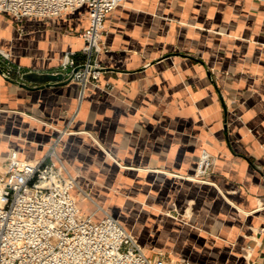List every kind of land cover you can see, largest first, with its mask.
Listing matches in <instances>:
<instances>
[{
  "label": "crops",
  "instance_id": "obj_1",
  "mask_svg": "<svg viewBox=\"0 0 264 264\" xmlns=\"http://www.w3.org/2000/svg\"><path fill=\"white\" fill-rule=\"evenodd\" d=\"M86 25L83 8L0 12V47L22 72H67ZM103 40L80 101L78 78L21 86L0 73V154L38 158L62 133L83 213H110L171 262L264 264V0H126ZM202 149L213 164L194 179Z\"/></svg>",
  "mask_w": 264,
  "mask_h": 264
},
{
  "label": "built area",
  "instance_id": "obj_2",
  "mask_svg": "<svg viewBox=\"0 0 264 264\" xmlns=\"http://www.w3.org/2000/svg\"><path fill=\"white\" fill-rule=\"evenodd\" d=\"M126 0H0V12L17 19L48 18L83 8L87 25L79 32L83 61L76 63V51L67 50L61 59L69 74L84 64L72 78L80 81L78 100L89 79H97V55L105 49L103 36L107 14ZM0 66L13 79L22 67L11 61L9 50L0 47ZM62 133L53 138L41 156L22 157L10 148L0 154V264H191L188 260L171 262L163 255L150 256L136 238L113 215L103 210L82 212L76 190L80 189L58 152ZM213 164L211 153L202 149L194 173L200 179ZM249 247V246H248Z\"/></svg>",
  "mask_w": 264,
  "mask_h": 264
},
{
  "label": "water",
  "instance_id": "obj_3",
  "mask_svg": "<svg viewBox=\"0 0 264 264\" xmlns=\"http://www.w3.org/2000/svg\"><path fill=\"white\" fill-rule=\"evenodd\" d=\"M84 68H85L84 64L76 65L74 68L71 69V72L69 74H66L64 71H61V70L59 71H38L35 69H29L27 71L22 72L21 78L36 82L38 83L39 86L58 85V84H64V83L69 82L77 70L84 69ZM87 68L101 70L103 67L89 65ZM0 73L4 76V78H6L7 80L17 85L26 86L25 83H23L22 81L18 79L7 77L3 73L1 66H0Z\"/></svg>",
  "mask_w": 264,
  "mask_h": 264
}]
</instances>
